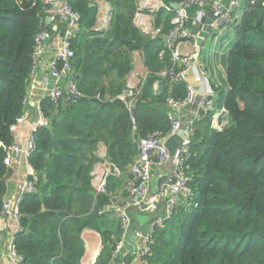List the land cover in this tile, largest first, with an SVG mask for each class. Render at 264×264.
Wrapping results in <instances>:
<instances>
[{
  "label": "trees",
  "instance_id": "16d2710c",
  "mask_svg": "<svg viewBox=\"0 0 264 264\" xmlns=\"http://www.w3.org/2000/svg\"><path fill=\"white\" fill-rule=\"evenodd\" d=\"M105 1L112 7L108 27L99 28L97 16L74 39V66L84 96L76 104L43 101L51 124L36 133L29 163L37 190L22 200V230L16 234L26 264H81L86 228L98 231L108 245L95 264L110 263L115 236L123 230L112 210L100 213L110 197L92 184L94 164L102 159L98 145H106V159L121 171L108 177L107 189L114 193L124 187L138 153L134 137L167 134L166 99L187 94L185 82L159 75L173 66L165 37L175 12L164 6L154 10L160 32L152 35L134 21L139 0ZM70 3L82 22L90 19L92 0ZM44 16L42 0H0V218L10 173L7 148L15 143L11 126L25 110L35 37L45 27ZM233 30L236 41L226 61L229 88L218 102L228 109L227 123L214 128L212 113L197 121L193 155L185 167L191 204L180 203L171 219L178 220L176 235L167 228L156 231L150 264H264V0L247 8ZM134 51L149 68L136 103L135 136L131 113L118 98L127 88ZM159 80L165 85L156 95Z\"/></svg>",
  "mask_w": 264,
  "mask_h": 264
},
{
  "label": "built area",
  "instance_id": "2783aa9c",
  "mask_svg": "<svg viewBox=\"0 0 264 264\" xmlns=\"http://www.w3.org/2000/svg\"><path fill=\"white\" fill-rule=\"evenodd\" d=\"M42 1L45 7V16L42 22L45 27L35 37L31 75L36 72L39 64H41L44 53L51 49L53 52L45 63L48 74L43 77L42 81L43 95L35 99L34 110H30L27 109L31 103L27 93L24 100L25 110L11 126L15 135L20 125L30 124V130L24 140L22 142L15 140V143L7 148L5 159L9 166L13 159L18 160L24 157L27 161L28 172L19 183L17 194L5 198L3 202L0 225L3 221L9 222L12 229L4 236L3 243H0V264H26L25 256L18 250L16 234L22 230V200L27 193L37 190L35 171L29 163L30 156L37 148L36 133L40 128L48 127L51 124V118L46 113L43 101L49 99L56 105L76 104L84 96L78 86L74 66L76 56L74 39L82 29V14L72 7L70 0ZM257 2L258 0H229L228 4H224L222 0H179L163 4L167 11L175 12L172 20L173 27L165 37V46L171 51L173 66L161 70L159 75L161 78H168L170 81L185 82L187 94L181 99H175L172 96H168L166 99L170 106L168 111V118L171 121L170 131L167 134L156 132L145 137L135 136L137 126L135 109L141 95V87L134 86V83L129 82L127 88L118 95V98L126 103L131 113L134 141L138 146V153L129 166L130 175L126 179L124 187L114 193H110L107 189L108 177L111 174L120 175V169L102 157L100 161L95 163V168L92 171V180L96 192L108 194L110 197L109 204L100 209V213L105 212L107 208L112 210L120 220L123 230V237L114 244L109 264H150L149 257L152 254V245L155 243L156 231L166 227L168 221L174 217L181 201H184L187 206L191 204L189 201V197L192 195L189 186L191 177L185 172V167L187 160L193 155L192 138L195 134L197 121L212 113L213 123V121L215 122L214 115L218 111L222 117L228 118V109L224 105L218 107L217 96L219 92L216 88L206 85L204 92L198 94L200 90L188 81V70L195 64L198 65L205 81L208 69L206 65L199 63L198 51L186 54L183 51V45L197 38L198 34L193 33L192 30L193 28L202 29L201 18L207 15L209 5L215 10L217 16L211 24V34L214 38L216 31L233 28L239 23L245 12L244 3H247L249 8L256 5ZM175 3H179L180 7L175 8ZM111 8L108 3L103 28H107L109 25ZM194 8H196L195 14H191L190 10ZM48 18L49 21H47ZM141 19L142 17L139 16L138 21ZM47 26H50L51 29H48ZM158 32H160V28H157L156 33ZM46 40H49V43ZM47 47L50 49L47 50ZM164 52L165 50L160 55L162 56ZM189 106L195 107V112L192 115L188 114ZM31 111L36 114V118L30 122ZM226 119L223 124L217 123L212 124V126L221 130L227 123ZM173 134L181 135L183 141L175 154L171 156L165 146V141ZM166 162H171L170 172L161 174L160 176H165L163 182L160 186L153 187L152 177L155 167ZM106 164L111 167V172L99 169ZM173 177H175V182H171ZM132 210L153 214L148 225L136 226ZM134 231L137 233V241L134 245V252H131L125 248L124 240L128 239ZM128 255L132 257L130 258Z\"/></svg>",
  "mask_w": 264,
  "mask_h": 264
},
{
  "label": "crops",
  "instance_id": "0c3cea01",
  "mask_svg": "<svg viewBox=\"0 0 264 264\" xmlns=\"http://www.w3.org/2000/svg\"><path fill=\"white\" fill-rule=\"evenodd\" d=\"M222 1L224 4L229 3V0H222ZM101 2H102L101 5H103V8H99V13L105 12L108 8V2H106L105 0H102ZM142 2H143V5H142ZM173 2H177V1H173ZM163 4H165L163 0H139V8L136 13L135 20H134L136 25L142 28L145 32L151 33L152 35H156L157 28L154 25V18H153L152 12L154 10L159 9L161 6H163ZM210 8H211V5L207 7V10H209ZM139 16H141L142 19L138 21ZM97 26L101 27L99 24V18L97 20ZM204 42L202 45H199L197 42V38H196L195 40L187 42L183 45V51L186 54H192L198 51L199 63L206 65L208 69V74L206 76V81H205V79L203 78L202 74L200 73L198 69V65L195 64V66H193L191 69L188 70V73H187L188 81L191 82L198 90H200L198 94H202V92H204V88L206 85L216 88L219 92V95L217 96V100L219 102L221 92H227L229 88V85L227 83V77H226V63L224 64L222 63L220 64V66H216V59L214 55H210V54H206L204 55L205 58H202V54H203L202 47L204 45ZM49 49L50 48L47 47V50ZM52 52H53V49L44 53V55L41 58V64H39L36 72L30 76V79L28 81V96H30L31 103L27 106V109L34 110L33 104H34L35 99H38L43 95V89L41 87L42 81H43V77L48 74L47 68L45 67V63L52 56ZM133 64H134L133 69L130 72V74L127 76V85L129 82H132L134 83V86H140L143 80L145 79L146 75L149 73V68L145 64L142 54L139 51H134L133 53ZM211 64L214 65V69L211 68ZM157 85H158V82H156L154 85V94L156 95H157V90H156ZM187 111L189 115H192L195 112V107L189 106ZM218 112H216L214 115L215 122L213 121L212 123L213 125L217 123L223 124V122H225L226 118L222 117V115H220ZM35 118H36V114L32 112L30 122L34 120ZM29 130H30L29 123L20 125L18 131L15 133L16 142H22L24 138L26 137L27 133L29 132ZM106 150H107L106 145L103 142H100V144L98 145L97 154L101 158L102 157L106 158L105 157ZM9 167H10V173L7 178L8 190H7L5 198H9L12 195L17 194L18 185L25 178L28 172L27 161L24 157H21L18 160L13 159ZM94 168H95V164H94ZM99 169H101V171L111 172V167L107 164L103 165ZM169 172L170 170L168 172H162L161 174H168ZM153 176H154V173H153ZM92 184H93V180H92ZM155 186L156 184L153 187ZM180 203H185V202L181 201ZM135 224L136 226H139V227L146 226V225L137 223L136 221H135ZM11 229H12V225L9 222H4V221L2 222V224L0 225V243H3L4 236L7 235ZM115 237H116L115 238L116 241L120 240L123 237V232L119 238H117L118 235ZM82 238L84 240V252L81 258V264H95L96 260L98 259V256L102 252L108 251V247H107L108 245L104 244L101 234L94 229H90V228L84 229L82 232ZM128 257L131 258L132 256L128 255Z\"/></svg>",
  "mask_w": 264,
  "mask_h": 264
},
{
  "label": "rangeland",
  "instance_id": "374dc122",
  "mask_svg": "<svg viewBox=\"0 0 264 264\" xmlns=\"http://www.w3.org/2000/svg\"><path fill=\"white\" fill-rule=\"evenodd\" d=\"M102 0H92V6L90 9V19L84 20L82 22V26H87L90 23V20H93L95 22V18H99V24L101 27L104 25V18H105V12L99 13V8H103ZM144 8V7H143ZM142 8V9H143ZM248 8V4L244 3V10ZM230 29V30H229ZM215 37H208L203 45L202 49V58H205L204 55L210 54L214 55L216 59V66H220V64H224L227 61V57L229 55L230 50L232 49L234 43H235V34L233 28H226L221 31L215 32ZM211 68L214 69V65L211 64ZM171 170V162H166L163 165L156 166L154 170V176L152 178V185L154 186L156 184V181L159 177V175L162 172H168ZM153 214L147 213V212H139L137 210L134 211V219L137 223H140L142 225H148L149 221L151 220ZM177 221L178 220H171L166 224L167 231L169 234L173 233L176 235L179 228L177 227Z\"/></svg>",
  "mask_w": 264,
  "mask_h": 264
},
{
  "label": "water",
  "instance_id": "95a60500",
  "mask_svg": "<svg viewBox=\"0 0 264 264\" xmlns=\"http://www.w3.org/2000/svg\"><path fill=\"white\" fill-rule=\"evenodd\" d=\"M175 8H179L180 4L179 3H175L174 4ZM217 16L215 15V10L213 8H210L207 12L206 16H203L201 18V21L203 22V27L202 29H198V28H193V33H197V42L199 45H202L203 42L208 38V37H212L213 34H211L212 31V22L214 21V19H216ZM47 21H49V18L47 19ZM46 42H49V40H46ZM164 82L163 81H159L158 85H157V95H160L164 89ZM183 138L181 135L179 134H173L171 135L166 141H165V146L167 147L169 153L171 156H173L177 150V148L179 147V145L182 143ZM165 176H160L157 181H156V186H160L161 183L163 182ZM171 182H175V177H173L171 179ZM137 241V233L136 231H134L131 236L124 240V246L128 251L134 252V245Z\"/></svg>",
  "mask_w": 264,
  "mask_h": 264
}]
</instances>
